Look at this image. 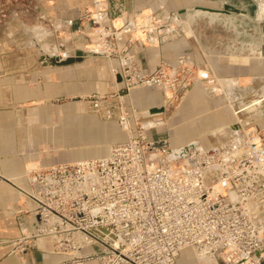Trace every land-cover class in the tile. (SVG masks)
Masks as SVG:
<instances>
[{
  "label": "built area",
  "instance_id": "2783aa9c",
  "mask_svg": "<svg viewBox=\"0 0 264 264\" xmlns=\"http://www.w3.org/2000/svg\"><path fill=\"white\" fill-rule=\"evenodd\" d=\"M126 2L90 0L77 21H65V28L77 22L74 33L87 39L83 51L116 63L118 91L126 94L88 100L96 111L107 103L105 116L120 121L128 139L108 158L27 170L24 186L15 185L20 235L10 242V253L21 254L32 241L48 237L71 264H179L184 250L197 264H264V129L256 127L264 109L247 114L252 116L248 124L237 117L257 107L251 100H262L261 92L236 101L205 63H193L188 54L142 72L135 47L159 48L186 38L184 22L163 6L135 11ZM197 83L224 100L236 129L228 128L219 146L197 144L184 159L169 163L168 149L149 150L148 120L131 127L136 111L126 101L134 90L154 88L164 93L169 107ZM119 152L122 179L113 161ZM112 218H122V225ZM89 247L95 251L81 253Z\"/></svg>",
  "mask_w": 264,
  "mask_h": 264
},
{
  "label": "crops",
  "instance_id": "0c3cea01",
  "mask_svg": "<svg viewBox=\"0 0 264 264\" xmlns=\"http://www.w3.org/2000/svg\"><path fill=\"white\" fill-rule=\"evenodd\" d=\"M30 1L31 6L26 12H36L37 18L42 22V26L37 29L39 32L33 31L38 40H44V35L49 32L46 27L51 21H76L83 10L90 6V0ZM168 1L172 0H127L126 3L131 10L156 11ZM173 1L165 7L176 12L181 0ZM263 1L256 0L257 17ZM8 24L9 30L4 28ZM185 24L189 28L186 22ZM17 27L14 21L11 25L9 20L0 21V264H71L67 254L54 250L48 237L32 241L21 254L10 253V242L20 235L14 218L19 202L15 185L23 184L22 176L27 170L107 154L108 146L115 139L123 137L117 134L114 125H102L103 129L99 132V123L94 116L83 113L81 104L55 105L53 100L95 91L113 92L116 86H120L121 76L115 73V62L109 63L93 57H86L81 62L66 67L42 69L35 63L33 48L19 49L20 35ZM75 27L76 25L72 29ZM189 34L192 35L190 28ZM78 39L74 37L72 45L81 43ZM247 39V49H243V45H227L242 42V38H235L226 44L220 43L217 38L205 37L206 45L203 44L201 51L192 35L191 38H177L159 48L138 45L134 51L139 69L144 73H151L160 60L174 63L178 55L188 54L193 63H205L233 98L244 101L243 99L261 92V102L258 100L260 98L251 100L254 102L252 105L257 104V107L253 106L248 111L260 115L261 109H264V57L261 48L264 41L259 43ZM49 47L55 46H47V49ZM245 51L248 54H244ZM127 102L138 110L146 111L151 118L146 122L147 126H153L148 131L152 133L150 140L163 136L166 130L170 132L169 143L172 148L192 142L208 149L215 148L225 139L227 130L233 123L224 100L205 93L201 83L194 84L187 96L179 102V108H175L168 116V128L163 126L161 120L167 111H152L164 107L165 96L161 90L145 88L133 91ZM55 119H59L60 123H53ZM256 127L264 129V115L256 120ZM222 130H225L223 134L220 133ZM199 139L203 141H197ZM94 251V248L89 247L81 253L89 254ZM180 260L181 264H197L190 250L183 252ZM83 264L98 262L90 260Z\"/></svg>",
  "mask_w": 264,
  "mask_h": 264
},
{
  "label": "rangeland",
  "instance_id": "374dc122",
  "mask_svg": "<svg viewBox=\"0 0 264 264\" xmlns=\"http://www.w3.org/2000/svg\"><path fill=\"white\" fill-rule=\"evenodd\" d=\"M231 1H232V3H235V5L238 3L237 0H231ZM170 2H172V1L166 2V5L169 6L170 5ZM31 3L32 2L30 0H0V21L2 22V21H5V20L6 21L9 20L10 25H11V23L13 21L17 23V26H18L17 27V31H18V35H20L19 40H18L19 49L26 50V49H29V48H33L34 49V53L33 54L36 55V57H35V63L37 65L39 64L40 67L43 69L42 65L40 63H38V58L41 55L40 54V51H42V50L44 51L45 54L48 53L47 55L49 57L60 56L62 59L69 58L68 52L69 53L71 52L70 55H73L74 56V54H75L74 51H76V49H77V51H81L82 53H84V56H85L84 58H86V57L97 58V57L93 56L92 54L85 53L83 51L84 50L83 48L86 46V43H87L86 37L83 36V35L75 34L74 31H73L74 29H72L73 27L70 30L67 29V28H65V21H67V20H60L61 22H57L55 20L58 24L56 22H54V21H51L50 24H48V26L46 27L47 29H49V32L47 33V35H44L45 36L44 40L43 39L40 40V38L38 40V38L34 37L33 31L34 32L36 31V33H38L39 31L37 29H38V27H41L42 26V22H41L40 18H37V13L36 12H32V11H29V13L26 12V9L31 6ZM166 5H162V6L165 7ZM242 6H244V8L249 12V14L252 17H255V15L257 13V9H258V8H256V6H254L253 4H250V2L248 0H244V3H243ZM143 10H149V9H143ZM13 17H16V18L13 21H10L11 18H13ZM258 17L259 18L264 17V1H263V3L260 4V8H259V12H258ZM262 22L263 21H259L257 23L254 22V24H257L258 27L260 28V25L262 24ZM250 24L253 27L254 24H252V23H250ZM74 25H76L75 28H77V26H78L77 22H75ZM4 28H6L7 30H9L10 29L9 24L6 25V26H4ZM14 28H16V27H14ZM215 30L216 31H220L222 29L219 27V28H216ZM239 30H241V29H237L238 32H240ZM244 30H246V32L248 33V27L246 29H244ZM14 31L17 32L16 30H14ZM191 33H192V31H191ZM199 33H201V31L195 29V35L193 33H192V35H193V37L194 36H198L200 38V40H201L202 46H204V45H206L205 44V40H204L205 37L204 38L201 37L199 35ZM74 37L79 38L80 41H81V43H78L76 45H72L71 42L73 41V38ZM241 38L243 39L242 42H239L237 44H233V43L232 44H227L226 43V44L227 45H232V46L233 45H236V47H240L241 45H243V47L244 46L246 47V48L244 47L243 49H247L249 43H248V39H247L246 35L245 36L242 35ZM262 44H264V43H262ZM46 45L47 46H55V47H53V48H50L49 47L47 49V46ZM212 46L213 45H211V47ZM215 46H217V44ZM244 54H248V52L245 51ZM97 59L105 60V61H107L109 63L112 62V61L107 60L105 58L98 57ZM118 88H120V86L119 87L116 86V89L113 92H106V91L105 92L104 91L103 92H100V91H95V92H92L90 94H78V95H72V96H64V97H59V98H56V99L53 100V103L55 105H63V104H67V103H79V104H81L82 108L84 109V111H83L84 114L92 115L97 120V122L99 123L98 126H97V130H99V132H101L102 129H103L102 128V125H105V124H113L114 127H115V130H116L117 134L120 135V137H121V135H123V137H121V139H119V138L118 139H115V141L112 142L108 146V152L104 156L95 157V158H91V159H84V160H81V161H76V162H71V163H61V164H73V163H77V162H88V161H93V160L108 158L109 155H110L111 149L114 146L116 148L118 145H121V144H123L124 142L127 141L128 137H127L126 131H125L124 127H123V124L120 121L109 120L105 116V111L108 110L109 105L107 103H104L103 106H102V108L99 111H96V110L93 109L92 105L90 104V100H88L89 97H90L93 100H95V99L97 100L98 98H102L104 101H107L109 99L110 95H114L116 93H119L120 95L123 96V95L126 94V93H124L122 91H118L119 90ZM134 91H136V90H134ZM253 95H255V94H253ZM253 95H251V96H253ZM98 100H100V99H98ZM239 100L240 99H237L236 101L239 102ZM243 100H248V98L247 99H243ZM126 104L128 106V102L127 101H126ZM130 106H132L131 103H130L129 107ZM167 106H164L162 108V109H164V110L167 111V113L164 114L163 119H161L162 122L164 123L163 126L165 128H168L169 127V125H168L169 124V121H168L167 118H169L168 116L171 115V112L173 110H175V108H179L178 107L179 106V102H177V103H175L173 105H169V107H167ZM134 109L136 111L135 116H134L133 120H132V117H130V120H129V122L131 124V127H133L135 125H141L145 121L149 120V118H145L146 111L138 110L136 108H134ZM250 109H252V108H250ZM247 114H250V112H247V113H243L242 112V113L238 114V117H239V119L242 118L241 120H243V119H250L252 116H249ZM158 118H160V117H158ZM167 121H168V123H167ZM52 122L55 123V124L56 123H60L59 122V119H57V120L55 119ZM152 127L153 126H147V136H148L149 140L152 137V133L151 132L148 133V131L151 130ZM170 137H171L170 136V132H168L166 130L164 131L163 136H159V138H161L162 140H167L168 142H169ZM159 138H156V140L159 139ZM156 140H154V141H156ZM197 141H203V140L202 139H199ZM200 146H202V145H200ZM182 147H184V146H182ZM177 148H179V147H177ZM149 150L152 151L150 149V147H149ZM168 151H169L168 153H170V150L169 149H168ZM168 156H169V154H168ZM168 156H167V162H169L168 161ZM113 159H114L113 161L120 168V170H119V177L122 179L123 178V172H122V164H123L122 153H120V152L117 153L116 156ZM179 160H182V159H179ZM171 162H174V161H171ZM171 162H169V163H171ZM55 165H58V164H55ZM39 169H41V168L31 169V170H36L37 171ZM150 180H152V179H151V177L149 175H147L144 178V181L145 182H149ZM19 186H24V182H23V184H21ZM19 202H18V206H19ZM111 221L115 222L118 226H121L122 225V218H112ZM185 251H189V250H184L183 252H185ZM180 258H181V256H180ZM179 264H181V260L180 259H179Z\"/></svg>",
  "mask_w": 264,
  "mask_h": 264
},
{
  "label": "water",
  "instance_id": "95a60500",
  "mask_svg": "<svg viewBox=\"0 0 264 264\" xmlns=\"http://www.w3.org/2000/svg\"><path fill=\"white\" fill-rule=\"evenodd\" d=\"M248 1L250 4L256 6V0ZM237 2L235 5L231 0H181V5L177 6L178 9L175 13L181 21L188 24L194 35L196 29L201 31V33H199L201 37H214L219 39V41H221L220 43L231 42L235 38H241L242 35H246L250 40L262 43L264 41V19L258 18L257 13L255 17H252L244 6H242L244 0H237ZM212 15L215 17L212 18ZM253 21L256 23L263 21L261 24L262 27L259 28ZM249 22L254 24L253 27ZM219 27L222 30L216 31L215 29ZM247 27L249 34L244 30ZM237 29H241L239 30L240 32L236 31ZM195 38L197 45L202 51L203 46L200 38L198 36H195ZM261 45L262 56L264 57V44ZM40 54L38 63H40L43 68L70 66L76 62H81L85 57L84 53L81 51H76L73 57L66 59H62L60 56L49 57L43 50L40 51ZM152 111L160 112L162 108ZM229 129L235 130L236 125L231 124ZM223 131L225 132V130H222L220 133L223 134ZM196 145V142H192L184 147L172 148L167 140H160L152 141L149 147L151 150L169 149L168 161L171 162L185 158L187 149H192ZM213 152L214 150H211L209 153L211 154ZM258 253L259 252L256 254Z\"/></svg>",
  "mask_w": 264,
  "mask_h": 264
},
{
  "label": "bare ground",
  "instance_id": "6f19581e",
  "mask_svg": "<svg viewBox=\"0 0 264 264\" xmlns=\"http://www.w3.org/2000/svg\"><path fill=\"white\" fill-rule=\"evenodd\" d=\"M183 32H184L186 38H191L192 37V35L189 34V28L186 26L185 22H184V25H183ZM75 52L76 51H74V53ZM68 55L70 56V53H68ZM241 119H239V120L241 121ZM242 122H244L245 124H248L249 123V119H243Z\"/></svg>",
  "mask_w": 264,
  "mask_h": 264
}]
</instances>
